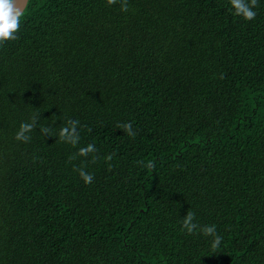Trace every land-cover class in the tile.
Masks as SVG:
<instances>
[{
  "label": "trees",
  "instance_id": "16d2710c",
  "mask_svg": "<svg viewBox=\"0 0 264 264\" xmlns=\"http://www.w3.org/2000/svg\"><path fill=\"white\" fill-rule=\"evenodd\" d=\"M128 5L27 0L0 43V264H264V0L250 21L229 0Z\"/></svg>",
  "mask_w": 264,
  "mask_h": 264
},
{
  "label": "clouds",
  "instance_id": "9594fccd",
  "mask_svg": "<svg viewBox=\"0 0 264 264\" xmlns=\"http://www.w3.org/2000/svg\"><path fill=\"white\" fill-rule=\"evenodd\" d=\"M118 0H106L108 5L116 4ZM120 11L127 12L129 10L128 0H119ZM231 6L232 14L242 17L246 21L255 19L257 13L254 9L258 6V0H229ZM27 6V0H23V6H18V0H0V43H4L8 40H16L19 37L16 33L20 27V18L24 14V10ZM37 125V116L34 115L31 118V122H22L19 126V130L15 133L14 139L21 142H29L31 137L28 135L31 133ZM79 121L77 119L69 118L65 124L62 126L58 133L56 134L60 142L71 144L75 147L79 140L78 132ZM116 128L123 130L127 135L134 137L136 135L133 130V125L131 122L117 123ZM90 131V130H89ZM42 134L48 136H53L51 130L42 126L40 128ZM97 152V148L94 144L89 143L84 147H80L75 153L69 156V161L76 159L77 157H88L90 154ZM113 154H108L104 157L105 161H111ZM99 159L98 156L92 155L91 162L96 163ZM138 164H143L142 161H138ZM144 167L149 169H154L155 164L152 161H148L143 164ZM78 172L79 177L85 184H91L93 182V174L86 172L84 168H75ZM111 170V165L109 164V171ZM195 213L193 211H188L184 215L181 225L188 234H195L196 230L200 228V233L204 236L212 237L211 250L216 252L221 244L222 237L217 234L215 225H205L200 227L195 223Z\"/></svg>",
  "mask_w": 264,
  "mask_h": 264
},
{
  "label": "water",
  "instance_id": "95a60500",
  "mask_svg": "<svg viewBox=\"0 0 264 264\" xmlns=\"http://www.w3.org/2000/svg\"><path fill=\"white\" fill-rule=\"evenodd\" d=\"M18 6L22 7L23 6V0H18Z\"/></svg>",
  "mask_w": 264,
  "mask_h": 264
}]
</instances>
